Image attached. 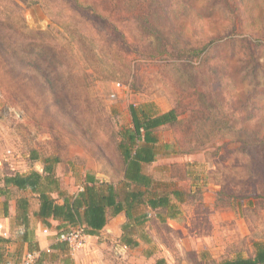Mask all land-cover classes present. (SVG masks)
<instances>
[{
    "label": "rangeland",
    "instance_id": "374dc122",
    "mask_svg": "<svg viewBox=\"0 0 264 264\" xmlns=\"http://www.w3.org/2000/svg\"><path fill=\"white\" fill-rule=\"evenodd\" d=\"M147 104L178 115L143 170L184 195L171 198L181 213L144 209L133 250L119 244L121 214L67 248V264L252 256L264 242V0H0V178L41 171L36 152L59 161L70 195L86 174L120 189V134L130 106ZM31 228L39 246L56 243L32 215Z\"/></svg>",
    "mask_w": 264,
    "mask_h": 264
},
{
    "label": "trees",
    "instance_id": "16d2710c",
    "mask_svg": "<svg viewBox=\"0 0 264 264\" xmlns=\"http://www.w3.org/2000/svg\"><path fill=\"white\" fill-rule=\"evenodd\" d=\"M152 105L136 108L130 106L131 127L121 131L118 151L123 163L121 188L101 182L86 174L82 186L73 195L65 192L55 174L57 159H41L31 152V159L41 163V171L31 170L24 174L6 175L0 178V207L2 216L10 219V237L0 235V264H23L25 253L34 254L29 264H67V247L56 242L47 250L39 247L31 228V215L39 223L58 234L80 227L87 236H98L107 222L121 214L126 219L122 226L119 244L125 249H136L141 239L132 233L130 224L143 226L148 215L144 209L157 211V217L165 222L180 215L181 192H162L156 189L153 178L143 168L156 161L159 153L156 131L178 122L174 109L156 113ZM153 107V106H152ZM170 148H165L169 151ZM36 209L31 212V200ZM14 202L15 214L9 215L10 203ZM53 222L58 223L53 226ZM11 243H19L18 250L9 251ZM23 247L26 250H23ZM250 257L236 256L219 264H264V242L253 245ZM64 257V258H63Z\"/></svg>",
    "mask_w": 264,
    "mask_h": 264
},
{
    "label": "built area",
    "instance_id": "2783aa9c",
    "mask_svg": "<svg viewBox=\"0 0 264 264\" xmlns=\"http://www.w3.org/2000/svg\"><path fill=\"white\" fill-rule=\"evenodd\" d=\"M44 234L48 231L45 229ZM87 235L84 233L83 229L80 227H75L72 230L60 233L56 236V242L65 244L70 250L80 249L83 247ZM35 255L30 253H25L23 257V264H29L33 261Z\"/></svg>",
    "mask_w": 264,
    "mask_h": 264
},
{
    "label": "crops",
    "instance_id": "0c3cea01",
    "mask_svg": "<svg viewBox=\"0 0 264 264\" xmlns=\"http://www.w3.org/2000/svg\"><path fill=\"white\" fill-rule=\"evenodd\" d=\"M1 201V200H0ZM12 203V206L14 207L12 210H10L9 209V215L10 216H13L14 214H15V205H14V202H11ZM124 216V215H123ZM120 217H122V216H120ZM116 218V217H115ZM115 218H113V220L111 221V220H109L108 222H107V224H106V226L104 227V229L103 230H107L108 228H114L117 224L114 222L115 221ZM38 223H39V221H38ZM53 224V226H55V225H57L58 223H56V222H53L52 223ZM45 230V229H44ZM102 230V231H103ZM122 230V229H121ZM101 231V232H102ZM44 233V232H43ZM47 234H49V236H51V237H53L54 236V232L53 231H51V232H49V233H47ZM0 235H2V236H5V237H10L11 236V234H10V219L9 218H5V217H3L2 216V214L0 215ZM34 236H37V232H34ZM47 245H48V243L46 244V242L45 243H43V242H40V248L41 249H43V250H47L48 248H47ZM19 247H20V245H19V243H11L9 246H8V249H9V251H14V250H18L19 249ZM23 250L25 251L26 250V248L25 247H23Z\"/></svg>",
    "mask_w": 264,
    "mask_h": 264
}]
</instances>
